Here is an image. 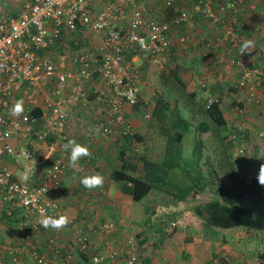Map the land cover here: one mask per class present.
Here are the masks:
<instances>
[{
  "label": "built area",
  "instance_id": "obj_1",
  "mask_svg": "<svg viewBox=\"0 0 264 264\" xmlns=\"http://www.w3.org/2000/svg\"><path fill=\"white\" fill-rule=\"evenodd\" d=\"M22 1L23 5L15 7L13 15L0 11V211L5 212V217L16 211L21 213L17 225L20 234L0 240V264H5V257L28 258L34 264H73V251L60 246L57 236L50 235L42 251L37 248L38 233L51 229L41 226V215L55 217L62 213L51 193L61 186L67 163L64 155L47 160L48 165L39 162L29 146L31 140L36 137L38 142H45L52 138L51 146L65 152L70 137L67 131L70 105L91 103L86 82L96 74L105 84L98 99L106 105L105 121L96 124V130L106 137L115 135L122 127L124 134L130 132L127 109L141 104L143 98L140 70L131 62L129 52L136 50L154 65L166 64L171 59L174 29L197 20H207L217 28L213 37L198 38L209 59L226 39L238 49L237 60L232 58L230 65L243 70L238 85L248 97L246 103L255 104L260 97L263 73L246 65L240 44L247 38L237 29L243 25L240 14L247 7L255 9L264 0H192L191 8L183 6V0H162L164 9L174 11L170 19L146 17V0ZM98 7L102 8L95 13ZM124 7H129L128 13ZM87 27L94 33L89 44L83 40L91 36L86 35ZM76 32L79 34L72 39V47L76 49L74 61L70 67H61L50 52L62 48L61 41ZM223 59L228 60L224 53ZM46 87L49 97L41 104ZM21 99L25 111L13 117L10 109ZM217 101L216 95H210L206 108ZM38 108L40 114H35ZM143 118L150 116L146 112ZM114 228V222L101 228L106 235L104 248L111 252L99 251L89 264L94 257L99 258L98 264H105L107 259L125 252L124 247L115 246L111 240ZM90 243L93 241L81 235L80 250ZM127 243L130 255L126 264H135L138 242L130 238Z\"/></svg>",
  "mask_w": 264,
  "mask_h": 264
},
{
  "label": "crops",
  "instance_id": "obj_2",
  "mask_svg": "<svg viewBox=\"0 0 264 264\" xmlns=\"http://www.w3.org/2000/svg\"><path fill=\"white\" fill-rule=\"evenodd\" d=\"M146 1V17L158 19H170L173 17L174 11L172 9H164L162 0ZM183 2L182 5L191 8L192 0H183ZM20 5H23V1L19 2L14 0L15 7ZM0 7L4 6L0 3ZM101 8L102 7L96 8L94 10L95 13L99 12ZM160 9L163 10V12L159 11ZM124 10L128 13L129 7H124ZM250 11L251 9L247 7L240 14V20L242 19L243 23L249 27L252 26L253 23H251V21L253 20L252 18H254ZM206 22L207 24H205ZM206 25L210 26L211 24L207 20H197L188 25H182V27L178 29L175 28L174 32H172L171 58H175L176 60L179 58L180 61L186 60L188 62L187 69L184 71L181 70L182 73L180 72V74L185 75L186 79L188 76L193 77L198 75L197 82L205 79V84L207 85L206 87L198 88L197 86L194 88L188 85V79L187 83L186 80H184L189 90L184 89L183 91L189 94H185V99L179 106L183 112L182 115L184 119L193 122H198L202 119L211 121V117L205 115L203 108L204 101L208 97L207 95L205 98L203 96L204 93L211 92L209 95L212 94L215 89V83L218 81L220 84H223V81H235L239 77V73L236 70L227 72L226 77L221 75V71H218L216 76L212 72L206 73L203 64H201V68L197 70L200 66L199 62L203 61L201 55L202 48L198 44V38L201 36L211 37L209 34L212 33ZM79 27L83 28L84 26L79 24ZM195 29L199 32L201 31V33H195L196 35H193L191 31L193 32ZM215 32L216 31L213 33ZM78 34L79 32L69 35L65 41H63L64 39L61 41L63 42L62 48L59 47L50 52L52 59L61 67L65 68L72 65L76 53V49L72 47V39ZM87 34L91 36L88 39H84L85 37H83L85 44H89L94 35L93 31L88 27L86 28V35ZM262 40H264V37ZM128 55L133 65L140 70L141 96L147 100H155L157 96L160 99L162 95L159 97L161 92H158L161 91L162 85L159 81V78H161L159 75H161L165 67L162 64L154 65L150 63L143 57H140L136 50H132ZM195 61L199 63L197 68L194 66L195 63H197ZM169 83L172 93L176 91H179V94L181 93V88L184 87L183 85L178 84L177 81L174 82L172 78ZM86 85L91 93V103L88 105H83L82 103L70 105L71 112L67 131L70 136L69 140L75 139L78 143L89 147L92 153L90 156L92 162L89 158L84 157L81 159L77 168L71 167L68 158L70 156V149L62 153L61 149H58L54 145L51 146V142L53 141L52 138H48L45 142H38L37 138L34 137L29 145L30 148L36 152L37 160L39 162L43 161L44 165H48V163H46L47 160H52L62 155H64L63 158L65 157L67 161V172H65L62 180L63 182L61 186L55 188L51 193L52 200L58 203L62 209L61 214L67 215L70 219V223L64 229H51L53 230L52 235L58 237L59 245L67 249L73 248L74 243H76V235H82V233H85L84 230H87V234L90 235L93 241V248H96L97 252L103 251L107 254L106 251H108V249L104 248L106 235L101 233V228L107 222H114L115 228L111 233V236H113L111 240L115 241V246L119 248L124 247L125 252H122L117 258L107 259L105 264H126V260L130 255L127 240L130 238H134L138 242V254L135 264H206L207 260H209L213 254L225 256L228 260V264H261L262 260L259 252H264V248L257 249L258 246L255 247V245L251 244L247 245L245 240L248 238L249 234L241 232L233 235H223L208 226L200 227L199 224H193L191 226L186 224L185 226H181L180 223L186 218H183L185 214L183 212L184 204L180 202L166 205L162 204L165 203L162 199L158 200L160 203L157 207L158 213L155 214L153 218L159 216V214L165 221L172 220V217H175V220L171 222V226L167 229L169 236L162 240L157 234L158 237L154 235L155 239L145 242L144 245L141 244L138 234L145 228V203L143 201L133 200L130 195L125 194L121 190L120 185L113 181L111 176L112 169L119 165L121 159L116 152L115 143L112 140H107V137L99 135V132L95 128V124L98 121H105L106 105L98 99V92L104 88L105 84L100 79L99 75L96 74L90 81L86 82ZM156 86L159 87L156 88ZM221 89L222 93L224 92L226 95L223 100L225 107H222V110L224 111V116L229 117L227 112H230V110H228L229 106H227L226 103L229 101L230 104L232 103L231 96L224 88ZM48 93L49 90L48 87H46L44 91H42L41 104L48 99ZM259 95L262 98V106L258 105L254 108L253 104L250 105L247 108L250 112L247 113V119H245L243 123L246 130L248 129V135L251 138L249 143L253 142L255 145L253 153L254 158L252 159L253 163H250L253 165L258 160H262V157L264 158V115H261V112H263L261 110H264V95L261 93H259ZM140 109L128 108L127 116L136 130L144 133L146 139V149L144 150L147 151L148 154H151L153 153V150L150 151L152 149L150 143H153L151 139H154V136L158 134L155 130L151 129V122L147 124V127L144 126ZM222 134H227V128H223ZM96 135L98 137H96ZM205 135L207 136L208 134ZM101 155L104 157V160L100 163L96 158ZM95 165H97V168L94 170ZM93 173L103 175L105 178L104 184L100 188L87 190L81 185L80 180L83 176ZM260 188H262L261 185ZM91 194L93 195L92 200L94 204L91 205L92 209L89 210L86 205L89 199H91L89 198ZM257 194L258 193L248 196V205L249 202H253ZM145 199H148V197ZM76 216H80L81 221L82 219L87 220L88 229H85L86 227L83 226L82 222H73ZM0 217H3V220H5L3 224L5 228L4 232H9L8 238L5 239H1V237L4 236L0 234V240H9L15 233L13 235L10 234L13 232L12 230L9 231L10 226L8 225L3 210L0 211ZM200 231L202 234L198 233ZM47 237H49L47 232L39 233L37 235V244H45ZM260 238L262 237L260 236ZM81 257L79 256L76 258L78 263L85 264V259ZM24 262L25 261H23L22 264ZM28 263L34 264L32 261Z\"/></svg>",
  "mask_w": 264,
  "mask_h": 264
},
{
  "label": "trees",
  "instance_id": "obj_3",
  "mask_svg": "<svg viewBox=\"0 0 264 264\" xmlns=\"http://www.w3.org/2000/svg\"><path fill=\"white\" fill-rule=\"evenodd\" d=\"M0 3L4 6L6 14H15L14 0H0ZM236 28H238L237 25ZM237 31L240 32L241 36H245L247 40H250V37L255 33L248 26L240 27ZM210 36L213 37L214 35L211 34ZM198 44L202 48L201 55L203 59L199 63L209 69L210 73L212 72L216 76L218 71L223 72L224 67L228 68L226 71H238L239 77L235 81L228 80L227 82L223 81V84L216 83L217 88H224L227 93H230L232 103H226V105H229L228 110L236 115L233 117L224 116L222 107H225L223 100L226 95L224 92H220L217 96L218 101L214 102L210 108H206V102L204 101L205 115L210 116L211 121L202 119L198 122H190L184 119L179 106L180 103H183L182 95L172 93L171 89L165 91L170 85L167 82L171 80V76H173L174 82L177 81L178 84L184 86L181 88L182 91L186 87L184 80L187 83L188 79L185 75L180 74L181 70L178 68L183 67L181 62L180 64L174 63L176 59L171 58L172 65H174L171 73L163 69L161 75H159L161 76L159 81L162 89L158 93L161 92L162 98L159 99L157 96L152 102L143 99L140 107L142 108L140 113L145 114L147 112L150 116L149 119H142L143 122H151V129L158 134L154 136L152 149L150 148L153 153L148 154L144 150L146 149L145 135L143 132L136 130L131 123L130 132L127 134H124L122 127L118 129L115 135L109 134L106 138L115 143L116 152L121 159L119 165L112 169L113 181L120 185L121 190L130 195L133 200L145 203V228L138 234L142 245L151 239H155L154 235L158 237V234L162 240L169 236L167 229L171 226V222L175 220V217H172V220L165 221L159 214V216L153 218L158 213L157 207L160 205L158 201L160 199L163 202L165 201L162 204L166 205L179 202L184 204L183 212L185 214L183 218L190 220L187 224L189 226L193 224H199L200 227L208 226L223 235H233L241 232L245 234H264V211L259 212L247 204L248 196L256 194L257 191H264V186L260 188L257 179L253 175L245 174L248 165L254 158L255 145L253 142L249 143L251 138L248 135V129L246 130L243 125L245 119H247V113L250 112L247 109L248 105H252L246 103L248 97L244 95L242 86L238 85L243 70L240 66L230 65V60L232 58L236 59L238 49L232 47L233 42L230 39H226L209 59L208 56L204 55L202 42L198 41ZM215 53H218L221 59L222 53H224L228 59L220 60L218 71L213 68L212 63ZM244 59L249 68L258 69L263 73L258 94L264 95V51L261 49V43H258L257 48L254 50L249 49L244 54ZM208 61L209 64L207 65ZM195 62L198 63V61ZM197 70H199V67ZM206 86L203 82H198V87ZM168 92L169 94H167ZM257 100L259 102H256ZM254 103V108L258 105L262 106L261 96L257 97ZM242 108H244L243 112L240 111ZM261 111H263L261 115H264V110ZM34 113L40 114V109H36ZM101 123L104 122L98 121L96 124ZM227 126L230 134L233 135L232 137L222 134L223 128ZM112 127L114 126L112 125ZM172 129H174L173 136H171ZM188 134H193L190 156L186 155L188 148L183 144ZM96 137L98 136L96 135ZM207 137L214 139L213 146L206 140ZM163 140L164 147L160 148L157 141ZM242 144L244 147L240 146ZM141 146H143V150H140ZM211 147L213 151L208 153L207 150L210 152ZM240 149H243L244 153H239ZM86 158H89L92 162L91 157ZM96 159L101 163L104 157L101 155L97 156ZM96 168L97 165H95L94 170ZM91 195H89L91 199L86 205L89 210L92 209L91 205L94 204L93 195ZM150 195L153 196L145 199ZM20 216L21 213L18 211L11 217L6 216L10 230L13 232V229H15L17 235L21 231L17 227ZM73 222H82L83 226L86 227L85 229H88L87 220L82 219L81 221L80 216H76ZM84 231L85 233H82V236L86 235L89 240H92L90 235L87 234V230ZM80 239L81 235L77 234L76 243H74L73 248H69L75 256L73 264H80L76 259L79 256L85 259V264H89L92 256L98 253L97 249H94L93 244L90 243L86 249L80 250ZM44 246L45 244H37L40 251L43 250ZM260 258L262 260L261 264H264V252L260 254ZM23 260H25V264L30 262L28 258ZM206 264H228V260L225 256L213 254Z\"/></svg>",
  "mask_w": 264,
  "mask_h": 264
},
{
  "label": "rangeland",
  "instance_id": "obj_4",
  "mask_svg": "<svg viewBox=\"0 0 264 264\" xmlns=\"http://www.w3.org/2000/svg\"><path fill=\"white\" fill-rule=\"evenodd\" d=\"M17 1H22V0H17ZM143 1V0H142ZM262 5H264V1L263 2H261V4H258V6L257 7H255V9H252V8H250L251 9V11H250V13L252 14V16L254 17V18H252L253 20L251 21V23H253L252 24V26H248L249 28H251L252 29V31L253 32H255L254 33V35L252 36V37H250V40H253L254 41V46L250 49L251 51L252 50H254L255 48H257V46H258V43H261V49H262V51H264V40H262V38L264 37V6H262ZM262 7V8H261ZM0 11H2V12H4V9H3V7H0ZM159 11H162L163 12V10H159ZM158 12V11H157ZM241 21V23L243 24L242 26H241V28H243L244 26H245V24L243 23V21H242V19L240 20ZM205 24H207V22L205 23ZM206 26H208V25H206ZM209 27V29H210V32H212L211 34H214L213 32L214 31H217V28L216 27H214L213 25H210V26H208ZM178 28H180V27H177V29ZM191 33L193 34V35H196L195 33H201V31L199 32L197 29H195L193 32L191 31ZM211 34H209V35H211ZM197 38V37H196ZM249 39V38H248ZM224 49V48H223ZM228 50V49H227ZM219 54H220V52H219ZM219 54L217 53H215V55L213 56V59H212V63H213V68H215V70L216 71H218L217 70V68L218 67H220V60H221V58H219ZM178 63V64H180V62H181V64H182V66L183 67H179L178 69H180V70H182V71H184L185 69H187V65H188V62L185 60V61H180V59L178 58L176 61H174V63ZM173 64V62H171V60H170V62L167 64V65H165L166 67H168L169 66V69H167L168 71L167 72H170L171 73V70H172V68H173V66L174 65H172ZM199 63H195V68H197V65H198ZM201 68V64H200V66H199V69ZM223 68V67H222ZM228 68L227 67H224L223 68V72H222V74L221 75H224L225 77L227 76V72H230V71H226ZM198 76V75H197ZM197 76H193V77H189L188 76V85H191L192 87H194V88H196L197 86H198V82H197ZM172 77V79H173V76H171ZM155 80V79H154ZM219 82V81H218ZM218 82H216V83H218ZM167 83H169V81L167 82ZM216 83H215V89L213 90V92H212V94L211 95H219V92H222V90H221V88L220 89H218L217 88V86H216ZM188 85L185 87V89L186 90H189V87H188ZM153 87V86H152ZM159 86H156V88H158ZM169 87V88H168ZM168 87H167V89H165V91L167 92L170 88H171V85H168ZM199 88V87H198ZM218 90H217V89ZM172 89H173V87H172ZM171 91V90H170ZM175 93H179V91H176ZM209 93H211V92H208V93H204V97L206 98V96L207 95H209ZM167 94H169V92L167 93ZM181 95H182V100H184L185 99V94H189L188 92H186V91H181V93H180ZM159 97H161V95H159ZM162 98V97H161ZM228 103H230V101L228 102ZM229 106V105H228ZM224 107V106H223ZM235 109V108H234ZM229 115V117H233L234 115H236V114H233V113H231V111L230 112H227ZM190 122H192L191 120H189ZM144 123V126L145 127H147V124H148V122L147 121H145V122H143ZM169 130V129H168ZM174 135V129H172V134H171V136H173ZM105 136V135H104ZM106 137V136H105ZM158 139V138H157ZM192 139H193V134H188L187 136H186V138L184 139V141H183V144L188 148V150H187V152H186V155H188V156H190L191 155V149H192V144H193V141H192ZM151 140H153L154 141V139H151ZM207 141H209L210 142V144L213 146V141H214V139H210V137H207V139H206ZM157 145L158 146H160V148H163L164 147V140L163 141H157ZM150 146H152V143H150ZM140 150H143V146H141V148H140ZM212 151H213V148L211 147L210 148V152H209V150H207V152L208 153H212ZM254 153V152H253ZM237 157H238V155H237ZM240 157V156H239ZM262 162H263V164H264V158L262 157V160H258L257 162H255L254 163V165L253 164H249L248 165V167H247V170L245 171V174H247V175H253L254 176V178H256V176H257V174H258V170H259V167H260V165L262 164ZM251 163H253V161L251 160ZM257 196L254 198V200H253V202H249V205H252V207L255 209V210H257V211H259V212H262V211H264V191H262V192H259V191H257ZM153 196V195H152ZM151 195L148 197V198H151L152 197ZM183 207H185V206H183ZM163 210V209H162ZM191 216H192V214H190ZM192 217H194V216H192ZM189 221L190 220H184V221H182L180 224H181V226L182 225H186V224H188L189 223ZM5 223V220H3V217H0V234L2 235V236H4L3 238L5 239V238H8V234H9V232L8 233H5L4 231H5V228H4V226H3V224ZM9 225V224H8ZM9 231H10V227H9ZM16 232V230L15 229H13V233H10V234H14ZM199 234H202V232L200 231V232H198ZM15 235H17V233L15 234ZM14 235V236H15ZM199 236V235H198ZM260 236L263 238H260ZM245 243L248 245V244H251V245H255V247L256 246H258L257 247V249H263L264 248V234H259V235H257V234H255V233H250L249 234V236H248V238L245 240ZM107 253L108 252H111V251H106ZM260 254L261 253H263V251H260L259 252ZM23 261H25V260H23V259H16V258H14V257H6L5 258V264H22V262Z\"/></svg>",
  "mask_w": 264,
  "mask_h": 264
},
{
  "label": "clouds",
  "instance_id": "obj_5",
  "mask_svg": "<svg viewBox=\"0 0 264 264\" xmlns=\"http://www.w3.org/2000/svg\"><path fill=\"white\" fill-rule=\"evenodd\" d=\"M3 9L5 10L4 7H3ZM253 46H254V41L253 40H244V41H242L241 44H240V53H241V55H244ZM169 62H170V60H169ZM168 63L163 64L165 69H169V66L168 67L165 66ZM205 71H206V73H210L209 69H207L206 67H205ZM199 82H203L205 84V79L199 80ZM210 95H208V97ZM152 101L153 100H151V102ZM205 102H207V99L205 100ZM138 107L140 109L141 104H139V105H137L135 107H128V108H138ZM24 111H25V109H24V101L22 99L21 100H17L12 105V107L10 109V115H12L13 117H19V116H21L24 113ZM127 111H128V109H127ZM143 115L144 114L141 113L142 119H144ZM226 128H227V135L232 137L233 135L230 134V130H229L228 126ZM240 146L243 147V144L240 145ZM69 149H70L69 165L71 167H73V168H77L79 166L80 161H81L82 158L90 157L92 155V153L89 150L88 146H86L84 144H81V143H78L75 139L69 140L67 142V144L64 146V150L65 151H68ZM238 152L239 153L240 152L244 153L243 149H240ZM256 179H257V182H258L259 185L264 186V164L260 165ZM104 180H105V178H104L103 175H101L99 173H93V174H89V175L83 176L81 178V180H80V183L85 189L93 190V189L102 187L103 184H104ZM39 223L41 224V226H43L46 229L47 228H51L53 230H61V229H64L65 227H67V225L70 223V219H69V217L67 215H63V214L57 215L55 217L42 214L40 219H39ZM51 229L46 231L48 233V236H50V235L51 236H55V235H52L53 230H51ZM41 232H44V231H40V233ZM98 261H99V258L98 257H94L92 264H98Z\"/></svg>",
  "mask_w": 264,
  "mask_h": 264
}]
</instances>
